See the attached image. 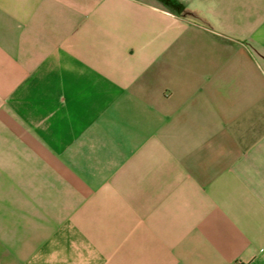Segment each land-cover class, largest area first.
Here are the masks:
<instances>
[{
  "label": "crops",
  "instance_id": "crops-1",
  "mask_svg": "<svg viewBox=\"0 0 264 264\" xmlns=\"http://www.w3.org/2000/svg\"><path fill=\"white\" fill-rule=\"evenodd\" d=\"M264 264V0H0V264Z\"/></svg>",
  "mask_w": 264,
  "mask_h": 264
},
{
  "label": "built area",
  "instance_id": "built-area-1",
  "mask_svg": "<svg viewBox=\"0 0 264 264\" xmlns=\"http://www.w3.org/2000/svg\"><path fill=\"white\" fill-rule=\"evenodd\" d=\"M235 264H245V263L242 262V261H238V262H236Z\"/></svg>",
  "mask_w": 264,
  "mask_h": 264
}]
</instances>
